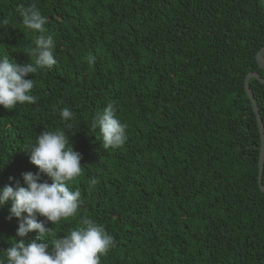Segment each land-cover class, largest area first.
<instances>
[{"label":"trees","instance_id":"obj_1","mask_svg":"<svg viewBox=\"0 0 264 264\" xmlns=\"http://www.w3.org/2000/svg\"><path fill=\"white\" fill-rule=\"evenodd\" d=\"M29 3L49 18L57 64L26 77L35 104L0 106V188L26 186L22 174L38 171L26 147L63 129L82 155L70 184L79 213L116 241L101 264H264L261 134L245 89L250 72L264 77L263 1L0 0V19H11L0 52L21 65L36 34L15 9ZM250 85L264 122V84ZM107 104L128 126L119 149L105 150L92 128ZM65 107L71 121L59 117ZM10 207L0 208V250L20 239ZM79 226V216L49 223V239Z\"/></svg>","mask_w":264,"mask_h":264},{"label":"clouds","instance_id":"obj_2","mask_svg":"<svg viewBox=\"0 0 264 264\" xmlns=\"http://www.w3.org/2000/svg\"><path fill=\"white\" fill-rule=\"evenodd\" d=\"M23 27L35 33L34 46L24 53L30 58L26 64H17L7 53L0 52V106L13 110L16 106L35 104L33 94L36 81L26 78L40 70L52 69L57 64L56 41L47 34L48 16L43 14L36 3L20 4L15 9ZM11 23L9 17L0 19V30ZM2 38V36H0ZM113 104H107L92 119L93 130L99 131L98 141L105 150L119 149L128 140L127 124L116 115ZM74 113L70 108H61L59 117L71 121ZM68 128L72 127L69 122ZM30 163L37 172L23 173L26 186L16 183L0 188V208L11 202L9 216L18 218L16 237L10 247L0 250L6 253L0 257V264H101V257L115 247L116 241L102 224L80 215L81 191L73 190L70 184L81 176L82 155L74 150L69 135L63 129L45 130L37 134L34 142L26 147ZM42 174L50 180H42ZM9 177V180H12ZM89 183H99L90 177ZM79 216V227L69 229L67 234L49 239L53 228L62 220ZM43 218V219H40ZM38 234L33 239H23L31 232Z\"/></svg>","mask_w":264,"mask_h":264},{"label":"water","instance_id":"obj_3","mask_svg":"<svg viewBox=\"0 0 264 264\" xmlns=\"http://www.w3.org/2000/svg\"><path fill=\"white\" fill-rule=\"evenodd\" d=\"M263 4H264V0ZM257 62L259 64V67L264 69V45L262 46V48L258 51L257 53ZM257 78L259 81H261L264 84V77H262L260 75L259 72L257 71H253L250 72L246 78H245V89L246 92L248 94V97L252 103L254 112L256 114L257 117V121H258V125H259V130H260V134H261V149H260V157H259V175H258V179H259V186L261 191L264 192V183H263V173H264V122L260 113V109H259V105L257 102V99L255 98L254 92L252 90V87L250 85V79L251 78Z\"/></svg>","mask_w":264,"mask_h":264}]
</instances>
